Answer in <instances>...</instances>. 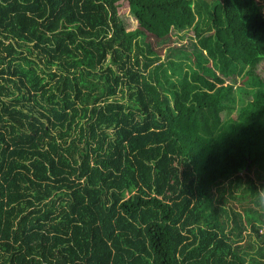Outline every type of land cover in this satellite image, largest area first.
<instances>
[{
  "label": "trees",
  "instance_id": "obj_1",
  "mask_svg": "<svg viewBox=\"0 0 264 264\" xmlns=\"http://www.w3.org/2000/svg\"><path fill=\"white\" fill-rule=\"evenodd\" d=\"M118 1L0 0V264H264L259 5Z\"/></svg>",
  "mask_w": 264,
  "mask_h": 264
},
{
  "label": "rangeland",
  "instance_id": "obj_2",
  "mask_svg": "<svg viewBox=\"0 0 264 264\" xmlns=\"http://www.w3.org/2000/svg\"><path fill=\"white\" fill-rule=\"evenodd\" d=\"M209 1H214V0H209ZM257 4L260 7L261 10V14L264 16V0H256ZM117 12L119 14V16L121 17L124 25L126 28H132L136 25V21L133 17V14L130 12L128 4L126 2V0H119L117 2ZM210 35L206 32H204V35ZM205 35V36H206ZM202 36L198 37V38H194L192 37V30L187 28L184 29L180 32H176L174 31L172 34H170L169 36V40L167 43H164L162 46H158V52L160 53V59H163L165 57V55L168 53V48H166V45H176L182 49L185 48H189V41L193 40L195 42V44H197L199 46V44L201 43V38ZM259 68L262 71V73L264 74V61H261L259 63ZM239 82V81H238Z\"/></svg>",
  "mask_w": 264,
  "mask_h": 264
}]
</instances>
